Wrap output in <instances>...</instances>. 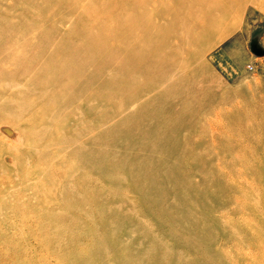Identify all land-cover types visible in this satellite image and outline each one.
Instances as JSON below:
<instances>
[{
  "label": "rangeland",
  "instance_id": "374dc122",
  "mask_svg": "<svg viewBox=\"0 0 264 264\" xmlns=\"http://www.w3.org/2000/svg\"><path fill=\"white\" fill-rule=\"evenodd\" d=\"M255 41L264 0H0V264H264Z\"/></svg>",
  "mask_w": 264,
  "mask_h": 264
},
{
  "label": "water",
  "instance_id": "95a60500",
  "mask_svg": "<svg viewBox=\"0 0 264 264\" xmlns=\"http://www.w3.org/2000/svg\"><path fill=\"white\" fill-rule=\"evenodd\" d=\"M252 50L254 53L258 54V55H263L264 52L261 49V47L257 44V42L255 41L252 45Z\"/></svg>",
  "mask_w": 264,
  "mask_h": 264
},
{
  "label": "bare ground",
  "instance_id": "6f19581e",
  "mask_svg": "<svg viewBox=\"0 0 264 264\" xmlns=\"http://www.w3.org/2000/svg\"><path fill=\"white\" fill-rule=\"evenodd\" d=\"M26 3H27V2H26ZM24 4H25V3H24ZM5 17H6V16H5ZM100 30H101V29H100ZM113 35H115V34L113 33ZM113 35H112V36H113ZM98 39H99V38H98ZM85 143H87V142H85ZM14 173H15V172H14ZM239 208H240V207H239ZM244 210H245V209H244ZM218 230H219V229H218ZM219 231H220V230H219ZM223 231H224V230H223ZM227 231H228V230H227ZM231 232H232V231H231ZM221 233H223L222 230H221ZM221 233H220V234H221ZM233 233H234V232H233ZM223 234H224V233H223ZM230 234H232V233H230ZM234 234H235V233H234ZM227 237H228V236H227ZM217 240H218V239H217ZM219 240H220V239H219Z\"/></svg>",
  "mask_w": 264,
  "mask_h": 264
}]
</instances>
